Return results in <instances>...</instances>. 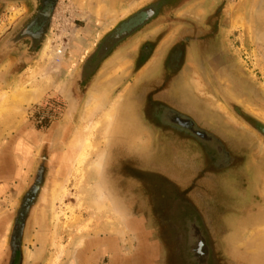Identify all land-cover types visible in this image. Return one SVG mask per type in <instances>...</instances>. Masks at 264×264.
Instances as JSON below:
<instances>
[{"label": "rangeland", "instance_id": "374dc122", "mask_svg": "<svg viewBox=\"0 0 264 264\" xmlns=\"http://www.w3.org/2000/svg\"><path fill=\"white\" fill-rule=\"evenodd\" d=\"M148 1L62 0L32 57L16 66L19 55L0 51V131L8 120L15 125L0 141V264H264V136L229 103L264 123V0H218L223 56L205 66L190 61L179 79L184 111L232 153L210 154L224 169L218 179L202 172L200 155L163 151L137 121L135 83L122 85L133 47L108 61L89 88L79 79L106 32ZM187 6L193 16L214 8L212 0ZM10 12L11 21L20 13ZM87 27L72 62L71 45ZM62 60L69 66L50 82L45 72ZM32 88L43 92L37 101L18 93ZM142 168L183 186L144 190ZM213 185L222 200L212 198ZM154 197L165 205L156 206L160 220L148 203Z\"/></svg>", "mask_w": 264, "mask_h": 264}, {"label": "flooded vegetation", "instance_id": "af4514ba", "mask_svg": "<svg viewBox=\"0 0 264 264\" xmlns=\"http://www.w3.org/2000/svg\"><path fill=\"white\" fill-rule=\"evenodd\" d=\"M61 1L0 0V19L5 15L4 20H0L4 31L0 35V51L5 53V57L16 58L19 55L16 66L22 64L23 58L32 57L47 36ZM189 2L190 0H150L142 6L133 7L106 32L86 64L87 70L79 79L83 77L84 82L88 81L89 88L108 61L121 51L130 53L133 47L122 85L131 81L135 83L132 98L136 104L133 108L136 109L137 121L152 130L155 138L163 143V151L200 155L202 172L218 179L224 169L221 165L214 167L210 154L226 153L225 156H232V153L225 151L220 137L201 128L184 111V106L181 105L183 99H179L178 94L182 93L179 79L188 74L184 68L190 61L205 66L223 56L218 38L221 11L219 1L212 0V11L201 8L197 11L200 15L193 16L188 11H193V8L187 6ZM12 7L20 13L11 21ZM80 93H77L79 98ZM126 103L128 105L129 102H125V108ZM140 171L149 177V181H139L144 190H161L167 183L174 187L183 186L159 169L142 168ZM213 186L212 198L222 200L221 188ZM153 199L154 204L149 200L148 203L153 206V216L160 220L161 212L156 206L165 205L163 200ZM205 247L204 240L199 242L197 255L201 261L205 255Z\"/></svg>", "mask_w": 264, "mask_h": 264}, {"label": "bare ground", "instance_id": "6f19581e", "mask_svg": "<svg viewBox=\"0 0 264 264\" xmlns=\"http://www.w3.org/2000/svg\"><path fill=\"white\" fill-rule=\"evenodd\" d=\"M106 9V8H105ZM104 10V9H103ZM101 12V10H100ZM103 13V12H102ZM100 14V13H99ZM96 17V16H95ZM104 17V14H103ZM92 25V24H91ZM94 28V27H93ZM90 27L84 28L82 29L80 32L81 34H76L75 37V41L72 43L71 45V50L73 53L72 55V59L71 61L73 62L74 60H76L75 58H77V56L81 53H83V49H84V41L88 38V36H90ZM95 30V29H94ZM97 39V38H96ZM87 41V40H86ZM93 44V43H92ZM67 47V46H66ZM49 48V46L46 48L45 51H47V49ZM90 49V48H89ZM56 54H59L62 52V49H57L56 51H54ZM64 52V51H63ZM82 55V54H81ZM53 59H55V57L50 58L51 61H54ZM57 63V62H56ZM75 63V62H74ZM68 65V63L65 60H62L60 63L58 62L57 64H54L51 66V68L45 72V76L47 77V79L50 82H53L55 80H53V73L59 72L62 68H65ZM69 66V65H68ZM69 68V67H68ZM71 72V71H70ZM69 75V74H68ZM38 76V75H37ZM44 79V78H43ZM36 80H34L35 82ZM38 82V81H37ZM40 83V82H39ZM33 84V83H32ZM26 86V85H25ZM28 87V86H27ZM24 88V87H23ZM15 89V88H14ZM18 90V89H17ZM21 93L20 95L23 96V98L28 99L29 101H37L41 98L43 92L42 90H39L38 88H32V89H21L18 90ZM14 93H17L16 91ZM13 93V94H14ZM16 95V94H15ZM18 96V94H17ZM12 97V96H11ZM15 97V96H14ZM4 103V102H3ZM4 111V110H3ZM5 113V112H4ZM8 117V116H7Z\"/></svg>", "mask_w": 264, "mask_h": 264}, {"label": "water", "instance_id": "95a60500", "mask_svg": "<svg viewBox=\"0 0 264 264\" xmlns=\"http://www.w3.org/2000/svg\"><path fill=\"white\" fill-rule=\"evenodd\" d=\"M229 103H230L231 108L238 115H240L242 117H249L253 121V123H255V128L264 136V123L263 122L258 121L257 119H255V117L251 116L246 111L240 109L238 104H236L232 101H229ZM39 182H40V180L38 181V183L36 185H34L32 190L29 191V193L27 195L26 203H25L24 208H23V213H24V211H26L30 207L31 203L33 202L35 195H36L38 189L40 188Z\"/></svg>", "mask_w": 264, "mask_h": 264}, {"label": "crops", "instance_id": "0c3cea01", "mask_svg": "<svg viewBox=\"0 0 264 264\" xmlns=\"http://www.w3.org/2000/svg\"><path fill=\"white\" fill-rule=\"evenodd\" d=\"M123 5V4H122ZM123 7V6H121ZM11 115L9 116V119H10ZM5 124V127L2 131H0V141H5L8 139V137H6L8 134L12 133L13 131V128H14V124L12 122H10V120L4 122ZM1 147L3 145H0Z\"/></svg>", "mask_w": 264, "mask_h": 264}]
</instances>
